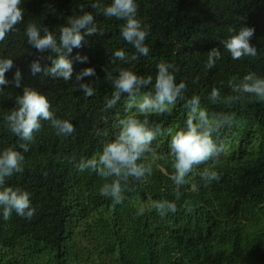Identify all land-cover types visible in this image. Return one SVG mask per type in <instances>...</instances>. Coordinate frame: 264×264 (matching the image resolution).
<instances>
[{"label": "trees", "instance_id": "16d2710c", "mask_svg": "<svg viewBox=\"0 0 264 264\" xmlns=\"http://www.w3.org/2000/svg\"><path fill=\"white\" fill-rule=\"evenodd\" d=\"M95 2L22 0L24 22L0 42V58L14 63L6 79L11 81L17 69L22 75L20 88L9 86L0 93V151L12 147L25 157L23 173L6 178L5 186L29 192L36 209L30 220L13 212L5 221L0 206V264H264V102H254L247 94L231 104H212L208 99L214 87L223 98L231 96L230 81L239 84L245 75H257V64H264V0H135L137 18L150 28L146 57L120 36L124 21L97 15L91 7ZM100 2L109 5L112 0ZM81 8L93 13L102 35L86 36L68 56L73 61V79L33 76L31 63L51 53H38L27 43L26 26L35 23L41 35L47 27L58 39L60 27L69 16L82 15ZM243 26L255 29L250 43L257 55L233 60L222 42ZM213 48L222 58L207 69ZM121 49L126 61L113 58ZM133 54L137 59H131ZM77 56L87 60L80 62ZM162 62L179 69L176 83L187 84L184 99L177 100L170 115L149 117L151 127L159 125L165 131L152 142L156 155L142 161L152 168V175L145 183L131 184L124 203L113 207L110 198L99 194L105 181L76 169L81 158L98 156L103 145L114 140L117 120L126 115V94L113 109L105 110V97L110 98L114 90L106 74L116 76L128 69L151 75L154 84ZM41 63L51 66L50 61ZM86 68L96 72L81 81L93 82L95 94L89 98L77 90L75 81ZM25 86L47 97L56 118L74 125L72 136H59L49 122L42 121L29 151L23 152L24 142L8 131L4 117L17 107L15 98ZM148 90L151 86L144 91ZM193 95L200 97L210 116L225 113L235 118L231 126L214 134L216 143L224 146L219 160L190 173L177 200L169 178L174 169L167 129L173 135L186 129L185 104ZM206 167L221 176L208 187L199 175ZM162 200L175 202L177 212L162 219L153 206Z\"/></svg>", "mask_w": 264, "mask_h": 264}, {"label": "clouds", "instance_id": "9594fccd", "mask_svg": "<svg viewBox=\"0 0 264 264\" xmlns=\"http://www.w3.org/2000/svg\"><path fill=\"white\" fill-rule=\"evenodd\" d=\"M21 2L22 0H0V42H3L9 33L16 31L17 25L24 22V9L20 7ZM91 7L95 9L97 15L124 21L120 28V36L135 49L136 53L148 56L150 48L145 41L150 28L142 25V21L137 18L138 5L135 0H112L109 5L96 0ZM80 11L82 15L69 16L66 25L60 27L58 39L47 27L43 29V35H41V29L35 23H29L26 26L27 43L38 53H51L46 57L40 55L31 63L30 71L33 76L41 73L45 77L62 79L65 82L73 79V61L68 56L74 48L82 46L86 36L102 35L93 13L86 12L83 8ZM229 32H236V30L229 28ZM254 34V28L243 26L236 34L222 42L233 60L257 55V48L250 43ZM113 58L121 61L128 59L122 49L115 51ZM221 58L222 54L218 48L211 49L208 52L205 67L207 69L215 67L216 62ZM76 59L85 62L87 57L77 56ZM131 59L135 60L137 56L133 54ZM41 61H50L51 66L42 64ZM13 67L12 59L0 58V93L9 86L21 87L22 75L19 69L16 70L11 81L6 79V72ZM178 70L170 63L158 64L154 84L151 75L145 77L128 69H121L116 76H112L111 73L106 74L114 90L110 98L105 97V110L113 109L126 94V115L117 120L118 132L114 140L104 144L98 156L94 155L89 159L81 158L76 164V169L80 173L85 171L94 173L105 181L99 189V194L110 198L113 207L124 203L125 192L130 190L131 184L145 183L152 175V168L142 161L146 156L156 155L152 142L158 136L164 135L165 131L159 125L151 127L149 117L153 114L170 115L177 100L184 99L187 84L183 80L179 84L176 83L175 73ZM95 76L94 68L83 69L75 76L77 90L81 91L86 98L95 94L93 82L82 83L81 81L85 77ZM149 86L151 90L144 91L149 89ZM229 87L237 95L225 99L221 96L220 90L214 87L208 99L212 104H231L247 94L255 98L254 102H264V78L258 77L255 73L245 75L239 84L230 81ZM15 103L17 107L4 117V123L8 131L24 142L20 144L24 153L29 151V145L35 141L34 134L41 130L42 121L49 122L59 136L69 137L74 134V125L67 119L56 118L50 111L51 105L47 97L36 90L23 87V93L15 98ZM185 108L187 109L186 129L176 131L174 135L171 128L167 129V134L171 136L168 155L172 159L174 169V173L169 178L176 187L177 200L182 195L179 189L188 183L186 178L190 173L195 172L201 165L208 164L209 161L219 160L224 146L216 143L214 134L225 126H231L235 118V114L225 113L210 116L207 109L201 107L198 95L188 99ZM133 109L135 114H128ZM139 116H143V120L138 118ZM95 134L100 136L101 132L97 130ZM24 160L22 152L12 147L0 151V206L3 208L5 221L11 218L13 212L28 220L36 212L31 205L29 192L5 186L6 178L23 173ZM199 175L205 187L221 179L216 170L207 167ZM188 203L185 202L186 206ZM153 206L162 219L170 213L175 214L178 210L176 203L168 200L156 201ZM142 211L141 209L137 215Z\"/></svg>", "mask_w": 264, "mask_h": 264}, {"label": "rangeland", "instance_id": "374dc122", "mask_svg": "<svg viewBox=\"0 0 264 264\" xmlns=\"http://www.w3.org/2000/svg\"><path fill=\"white\" fill-rule=\"evenodd\" d=\"M256 68H257V70L259 71V72L257 73V76L260 77V78H264V64H257ZM230 94H231V96H234V95H235V93L232 92V89H231ZM243 96L245 97L246 94H244ZM243 96H242V97H243ZM134 112H135V109H133V110L131 111V113H134ZM131 113H128V114H131Z\"/></svg>", "mask_w": 264, "mask_h": 264}]
</instances>
